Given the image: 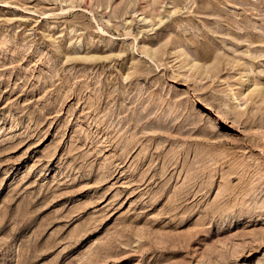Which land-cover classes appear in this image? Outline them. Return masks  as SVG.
<instances>
[{"label": "rangeland", "instance_id": "374dc122", "mask_svg": "<svg viewBox=\"0 0 264 264\" xmlns=\"http://www.w3.org/2000/svg\"><path fill=\"white\" fill-rule=\"evenodd\" d=\"M81 2L0 0V264H264V0Z\"/></svg>", "mask_w": 264, "mask_h": 264}, {"label": "bare ground", "instance_id": "6f19581e", "mask_svg": "<svg viewBox=\"0 0 264 264\" xmlns=\"http://www.w3.org/2000/svg\"><path fill=\"white\" fill-rule=\"evenodd\" d=\"M80 1H81V0H80ZM93 1H94V0H85V2H81V5H82V4H85V5H89V4H90V5H92V2H93ZM95 1H96V0H95ZM95 1H94V2H95ZM94 2H93V3H94ZM75 4H76V3H75ZM100 4H101V3H100ZM100 4H99V5H100ZM81 5H80V7H82ZM85 5H84V6H85ZM101 6H102V5H101ZM83 8H84V7H83ZM85 9H86V8H85ZM148 56H149V54H148ZM150 58H152V57H150ZM207 73H208V72H207ZM248 74H249V73H248ZM245 78H246V77H245ZM242 80H243V79H242ZM245 81H246V80H245ZM254 86H255V85H254Z\"/></svg>", "mask_w": 264, "mask_h": 264}]
</instances>
